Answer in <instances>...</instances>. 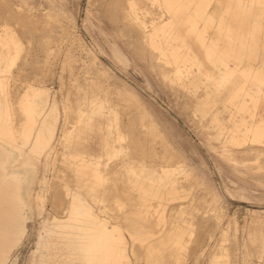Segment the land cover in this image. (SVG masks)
<instances>
[{"label":"rangeland","instance_id":"374dc122","mask_svg":"<svg viewBox=\"0 0 264 264\" xmlns=\"http://www.w3.org/2000/svg\"><path fill=\"white\" fill-rule=\"evenodd\" d=\"M131 1L0 0V45L7 42L8 52L11 44L13 62L0 94L10 93L14 126L22 128L19 100L30 87L47 93L46 112L56 124L51 151L37 158L24 186L25 228L6 264H40L47 229L63 212L57 194L65 183H77L70 154L78 142L112 141L111 123L119 126L122 150L105 156L104 207L93 203L103 224L124 235L126 264H264V152L244 153L229 141L236 121L252 120L230 102L239 78L228 81L215 63L210 80L189 61L183 65L191 71L178 73L172 58L145 37L168 20L164 1L135 0L138 17ZM197 3L203 12L215 2ZM94 97L105 99L106 108L88 127L79 120L92 112ZM144 181L161 186L156 196L146 194L159 205L157 230L189 227L181 252L163 243L154 251L138 247Z\"/></svg>","mask_w":264,"mask_h":264},{"label":"bare ground","instance_id":"6f19581e","mask_svg":"<svg viewBox=\"0 0 264 264\" xmlns=\"http://www.w3.org/2000/svg\"><path fill=\"white\" fill-rule=\"evenodd\" d=\"M147 1L143 0L145 4ZM159 1H164L162 5L169 18L155 25V33L145 37L164 57L172 58L178 73L191 71L183 65L189 61L198 64L205 75L202 77L210 80L213 78L210 63H215L223 65L228 81L239 78L230 102L240 112H251L252 120L244 116L236 121L239 124L231 130L229 141L233 149L243 148L244 153L264 152V114L259 113L264 111V0H214V7L207 6L203 12L197 0ZM137 5L135 0L131 1L130 10L138 17ZM217 11H222L220 16L215 15ZM6 35L12 40L15 38L14 34ZM2 44L0 85L13 63L8 60L11 44L8 52L4 51L7 42ZM214 85L219 87L216 82ZM90 104L92 112L79 120L88 127L93 123L90 119L102 114L106 108L105 99L100 97L92 98ZM47 105V93L30 87L19 100L23 124L18 131L14 126L16 111L10 93L3 90L0 94V264L9 261L17 236L25 228L29 198L24 186L28 176L34 172L37 158L52 148L56 124L49 119L51 113L46 112ZM109 127L112 141H107L104 146L98 142H78L74 153L70 154V168L77 183L74 188L65 183V189L57 194L58 208L63 212L54 217L53 226L47 229V238L41 244L40 264L130 263L124 235L118 227L110 229L104 225L94 210V203L100 205L104 200L99 194L107 191L109 163L103 160L122 150L118 144L122 139L119 126L111 123ZM161 172L166 175L170 170ZM138 183L136 178L134 184ZM141 184L144 198L139 208L143 216L138 222V247L154 251L159 243H163L160 247L181 252L186 248L184 233L190 231L189 227H172L166 234L159 232L154 218L155 208L159 205L149 202L146 194L152 192L156 196L161 186L157 187L155 183L147 186L145 181ZM63 198L66 200L64 207ZM103 207L100 205L99 209ZM163 235L168 236L164 238Z\"/></svg>","mask_w":264,"mask_h":264}]
</instances>
